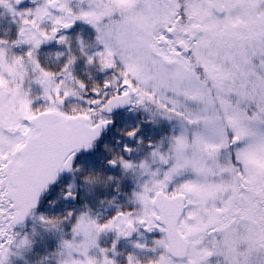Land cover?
<instances>
[{
	"label": "snow or ice",
	"instance_id": "6c2138e0",
	"mask_svg": "<svg viewBox=\"0 0 264 264\" xmlns=\"http://www.w3.org/2000/svg\"><path fill=\"white\" fill-rule=\"evenodd\" d=\"M0 8V264H264V0Z\"/></svg>",
	"mask_w": 264,
	"mask_h": 264
},
{
	"label": "rangeland",
	"instance_id": "374dc122",
	"mask_svg": "<svg viewBox=\"0 0 264 264\" xmlns=\"http://www.w3.org/2000/svg\"><path fill=\"white\" fill-rule=\"evenodd\" d=\"M9 22V17L5 9L0 8V25L7 26ZM123 246H126L124 242H122Z\"/></svg>",
	"mask_w": 264,
	"mask_h": 264
},
{
	"label": "trees",
	"instance_id": "16d2710c",
	"mask_svg": "<svg viewBox=\"0 0 264 264\" xmlns=\"http://www.w3.org/2000/svg\"><path fill=\"white\" fill-rule=\"evenodd\" d=\"M123 246V245H122Z\"/></svg>",
	"mask_w": 264,
	"mask_h": 264
}]
</instances>
